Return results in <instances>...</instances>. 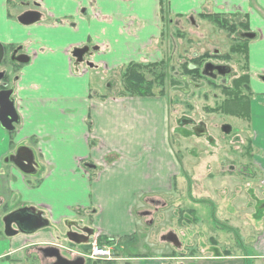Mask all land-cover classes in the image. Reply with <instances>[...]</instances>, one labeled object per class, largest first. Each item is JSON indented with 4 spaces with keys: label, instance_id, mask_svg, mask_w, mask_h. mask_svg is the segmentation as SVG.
Returning a JSON list of instances; mask_svg holds the SVG:
<instances>
[{
    "label": "crops",
    "instance_id": "1",
    "mask_svg": "<svg viewBox=\"0 0 264 264\" xmlns=\"http://www.w3.org/2000/svg\"><path fill=\"white\" fill-rule=\"evenodd\" d=\"M37 4L40 20L21 25L17 16L23 10L14 14L12 3L0 0V43L29 57L17 68L14 103L19 124L11 133L0 127L4 209L0 264H52L55 258L44 251L48 247L65 257L56 241L68 244L58 235L91 207V228L101 237L116 243L130 237L136 232L130 216L139 210V198L160 196L166 186L157 183L163 181L159 173H150L151 167L162 165L161 155L156 158L148 150L140 154L151 163L143 169L144 177L132 176L139 164V142L149 140L151 127L154 132L155 113L165 114L164 98L156 99L157 108L142 96L105 95L94 86L99 69L114 72L130 62L160 60L162 54L153 43L159 33L161 0H37ZM170 8L175 14L190 15L189 20L194 14L234 15L255 34L246 44L248 81L255 91L251 146L262 150L252 161L264 173V0H170ZM129 19L134 24L124 30ZM85 45L90 47L88 59L75 67L71 51ZM19 146L31 150L34 173L24 174L9 161L2 167L3 158ZM21 208H34L48 224L34 230L31 223L26 227L12 218L4 221ZM258 236L252 257L264 262L263 229ZM83 246L79 245L82 251ZM157 258L136 259L140 264H158L172 257Z\"/></svg>",
    "mask_w": 264,
    "mask_h": 264
},
{
    "label": "rangeland",
    "instance_id": "2",
    "mask_svg": "<svg viewBox=\"0 0 264 264\" xmlns=\"http://www.w3.org/2000/svg\"><path fill=\"white\" fill-rule=\"evenodd\" d=\"M9 1L12 13L23 10L19 4L15 6L16 1ZM161 3L164 11H161V5L158 6L159 33L153 44L154 50L162 54L160 60L166 58L170 61L171 73L174 72L181 80L182 75L177 73L180 62L194 55H216L220 52L229 53L227 61L233 71L225 82L219 77L198 78L192 72L180 84L168 86L169 90L162 96L166 102L165 114L155 113L154 132L151 127L149 140L139 142L136 157L139 164L132 175L134 179L138 174L144 177L143 169L151 163L148 164L147 157L140 154L148 150L156 158L161 155L162 165L151 167L150 173H159L158 178L163 181L157 183H165L166 186L160 190V196L139 198V210L130 216L134 224L136 222L134 228L131 226L136 232L109 244L113 252L109 257L112 262L100 261L98 264H140L137 257L147 260L158 259L159 256L172 258L158 264H264L252 257L259 245L258 235L264 230V173L252 161L255 155L261 156L262 150L256 145L251 146V100L255 91L250 81L241 84L239 89L234 87L231 93L214 85V82L230 85L245 72L244 53L232 51V48L243 46L237 43L235 33L221 29L199 14H194L189 20L190 15L171 11L170 0H161ZM132 24L134 20L129 19L122 28L128 30ZM239 32H245V29L240 28ZM87 59L86 56L77 67L84 66ZM206 61L217 63L223 60L210 58ZM203 65H200V71ZM122 69L123 66L114 72L99 69L100 77L95 74L94 86L101 94L123 96L119 92ZM17 71L15 69L7 75L17 79ZM152 92L153 95L144 98L150 106L159 108L156 99L161 96L156 89ZM237 95H241V99ZM225 100H240L243 110L237 115L229 105L234 114L222 111L218 105ZM223 125L231 127L228 134L222 132ZM132 159L126 158L128 162ZM6 160L7 157L3 158L2 167L9 165ZM126 197L131 199V196ZM92 210L91 207L80 212L81 220L77 221L94 226ZM142 210L147 214L143 215ZM3 211L0 206V215ZM70 220L75 218L70 217ZM68 230L66 228V232ZM63 233L58 238L68 246L56 243L64 255L73 257L80 253L79 246L70 243ZM169 233L177 235L179 246L162 239Z\"/></svg>",
    "mask_w": 264,
    "mask_h": 264
},
{
    "label": "trees",
    "instance_id": "3",
    "mask_svg": "<svg viewBox=\"0 0 264 264\" xmlns=\"http://www.w3.org/2000/svg\"><path fill=\"white\" fill-rule=\"evenodd\" d=\"M161 11H164V6H162L161 3ZM201 18H204L208 20L209 22L216 24L221 29H226L230 33L236 34L239 32V29H245V32H247V22L243 19H237L234 15H218V14H200ZM237 43L241 45L242 48H232V51L235 53H244V58L246 59V47L248 40L244 38H239L236 36ZM229 53H222L220 52L218 55L215 54H201V55H194L189 60L183 61L179 63L180 70L177 71L178 75H182V79L180 80L178 77H176V74L171 73V69L173 68L171 66L170 61L165 58V60L161 59L159 62H151V63H145L142 61L139 62H130L123 66V69L121 70V79H122V87L119 91L123 96L124 94L127 96H151L153 95V89H156L157 93L160 96H165L166 92L169 90L168 86L180 84V81L183 79H186L192 72H194L198 78H204L201 74L200 68L201 64L205 62L206 59H219L223 60L221 62L228 64L229 59ZM246 66V62H244ZM245 72L241 74V76L238 79L233 80L230 85L228 83H222V84H215L217 87L222 88V91H227L229 93L233 92L234 87L237 89L240 88L241 84H248V72H247V66L244 67ZM232 84V86H231ZM237 92V91H236ZM241 95H237L239 99ZM169 99L167 100L168 103ZM225 100L222 101L218 106L222 111L229 112L231 111V107L234 109L235 114L237 112H241L243 110L241 106V101H230ZM246 102V101H245ZM231 107H230V106ZM248 105V103H247ZM232 112V111H231ZM232 112V114H234ZM238 115V114H237ZM252 154V153H251ZM183 174V173H182ZM213 212V211H212ZM113 239L101 237L99 239V242L101 244L113 243ZM226 255H229L228 251H225Z\"/></svg>",
    "mask_w": 264,
    "mask_h": 264
},
{
    "label": "water",
    "instance_id": "4",
    "mask_svg": "<svg viewBox=\"0 0 264 264\" xmlns=\"http://www.w3.org/2000/svg\"><path fill=\"white\" fill-rule=\"evenodd\" d=\"M39 20L40 13L36 10H28L17 16V21L21 25H31L38 22ZM237 36L249 40L255 38V34L252 32L238 33ZM88 54V46L74 48L71 52V56L75 59L74 65L81 63L83 61V57ZM3 55L4 46L0 43V63L3 59ZM11 59L17 61L18 63H27L29 61V57L24 54ZM206 70H215L216 73L213 74V77L215 78L217 75H220L225 80L228 78L229 73H231L232 68L227 64L206 63L203 68V74H205ZM13 93V86L0 91V126L3 130L9 133L15 131L20 121L18 112L14 105ZM221 130L222 132L228 134L231 130V127L229 125H223ZM6 161L12 163L20 172L24 174H32L35 172L32 152L25 146H19L16 149L15 154L8 156ZM9 218H12L19 225L23 226L26 224V227H28L27 225L31 223L34 226V230L48 224L47 221L40 217L39 211H36L34 208H21L5 217L4 221L6 222ZM72 225L76 226L77 223L68 225V228H70ZM85 229L87 228H84L81 234L75 231H68L66 236L71 242L75 244L87 243L88 236L91 234L92 230L88 229L89 232H86ZM76 237H82V240L79 238L77 239ZM162 239L172 243L174 246L179 245L177 236L174 233L166 234L165 236H162ZM44 251L48 254V257L55 258V262L52 264H84L85 262V259L81 256L75 257L73 259L63 257L57 248L48 247L47 250L44 249Z\"/></svg>",
    "mask_w": 264,
    "mask_h": 264
},
{
    "label": "flooded vegetation",
    "instance_id": "5",
    "mask_svg": "<svg viewBox=\"0 0 264 264\" xmlns=\"http://www.w3.org/2000/svg\"><path fill=\"white\" fill-rule=\"evenodd\" d=\"M18 1L20 4H22L21 6L23 8H25V10L36 9V6L33 7L34 0H18ZM20 54H22V52L18 51L16 48L10 49L9 47H6L4 49V56H3V59L0 63V91L4 90V89H8L11 86L14 87L16 78H10L9 75H7V74L18 68L19 64L15 60H12L11 58L14 59ZM209 61H206V62H209ZM215 64H219V63L217 62ZM214 72H215V70H213V71L206 70L205 71V74L207 75L206 77H208L210 79H215L213 77ZM218 79L221 80L220 77ZM145 212H146L145 210L141 211V213H144L143 215L147 214ZM86 227H91V226L90 225L86 226L85 224L84 225L81 224L80 226H78V228H76V231L81 232L80 230L83 228H86ZM73 229L75 230V227L74 228L72 227V230ZM85 231L89 232L88 229H85ZM76 238L77 239L79 238L82 240V237L81 238L76 237ZM84 264H98V262H89L88 260H86Z\"/></svg>",
    "mask_w": 264,
    "mask_h": 264
},
{
    "label": "built area",
    "instance_id": "6",
    "mask_svg": "<svg viewBox=\"0 0 264 264\" xmlns=\"http://www.w3.org/2000/svg\"><path fill=\"white\" fill-rule=\"evenodd\" d=\"M97 236H98V234H95L90 239V255H89V257L92 259H101L104 257H109L110 256V248H108L104 245H99L97 243Z\"/></svg>",
    "mask_w": 264,
    "mask_h": 264
}]
</instances>
